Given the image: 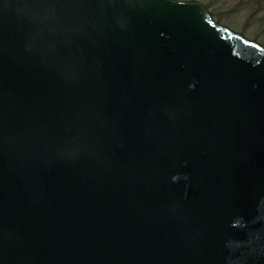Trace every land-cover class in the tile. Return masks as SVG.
I'll use <instances>...</instances> for the list:
<instances>
[{
    "label": "water",
    "instance_id": "water-1",
    "mask_svg": "<svg viewBox=\"0 0 264 264\" xmlns=\"http://www.w3.org/2000/svg\"><path fill=\"white\" fill-rule=\"evenodd\" d=\"M0 264H264V47L180 0H0Z\"/></svg>",
    "mask_w": 264,
    "mask_h": 264
},
{
    "label": "trees",
    "instance_id": "trees-1",
    "mask_svg": "<svg viewBox=\"0 0 264 264\" xmlns=\"http://www.w3.org/2000/svg\"><path fill=\"white\" fill-rule=\"evenodd\" d=\"M184 1H199L217 23L264 46L263 40H261L264 38V0Z\"/></svg>",
    "mask_w": 264,
    "mask_h": 264
},
{
    "label": "rangeland",
    "instance_id": "rangeland-1",
    "mask_svg": "<svg viewBox=\"0 0 264 264\" xmlns=\"http://www.w3.org/2000/svg\"><path fill=\"white\" fill-rule=\"evenodd\" d=\"M230 4V3H229ZM224 5V4H223ZM226 5V4H225ZM228 5V4H227ZM262 30H263V28H262ZM261 40H263V43H264V38H261Z\"/></svg>",
    "mask_w": 264,
    "mask_h": 264
}]
</instances>
